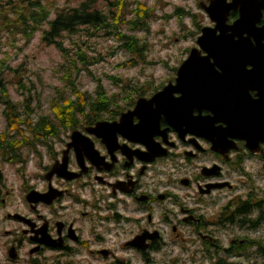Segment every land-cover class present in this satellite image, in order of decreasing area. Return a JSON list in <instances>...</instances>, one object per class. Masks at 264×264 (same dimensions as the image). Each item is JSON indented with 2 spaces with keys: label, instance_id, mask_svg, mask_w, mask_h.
Segmentation results:
<instances>
[{
  "label": "flooded vegetation",
  "instance_id": "1",
  "mask_svg": "<svg viewBox=\"0 0 264 264\" xmlns=\"http://www.w3.org/2000/svg\"><path fill=\"white\" fill-rule=\"evenodd\" d=\"M225 2L234 4L224 24L236 23L228 30L234 57L209 63L218 79L230 64L239 78L218 82L214 111L195 97L179 108L175 91L169 118L147 103L126 125L91 131L119 123L140 98L176 90L180 65L161 86L136 89L123 108L104 112L111 116L54 136L35 154L34 172L19 164L11 186L0 188V264H264V0ZM247 3L256 16L243 28ZM196 4L208 16L202 4L210 0ZM193 48L206 56L198 42ZM237 112L245 120L231 125ZM75 131L83 138L73 144Z\"/></svg>",
  "mask_w": 264,
  "mask_h": 264
},
{
  "label": "rangeland",
  "instance_id": "2",
  "mask_svg": "<svg viewBox=\"0 0 264 264\" xmlns=\"http://www.w3.org/2000/svg\"><path fill=\"white\" fill-rule=\"evenodd\" d=\"M84 0H42L44 4L62 8L78 7ZM115 2L116 0H111ZM137 0H129L125 11L128 15ZM155 7V17L151 20L150 32L135 33L147 44L142 59L135 57L137 66L119 67V64L133 60V56L121 49L120 43L108 31L99 30L93 36L81 29L77 34H64V45L76 57L78 52L96 58L90 69L82 67L76 78V85L83 92L94 95L100 80L110 98L108 110L120 109L131 99L136 89L151 90L159 87L170 77L176 76L174 69L178 68L188 56V50L197 47L198 26H209L210 20L205 12L196 4L197 0H139ZM103 4V1L99 4ZM178 8H184L196 16V23L191 17H174L165 19L164 16L173 13ZM13 13H10L12 15ZM53 17V15H52ZM123 32L132 34L128 28ZM42 31L34 35L29 45L18 33L3 32L0 38V59L6 61L9 68L2 70L3 77L8 80V86L14 102H21L28 93L20 87L19 82L32 91L33 107L37 116L50 115V101L64 87L65 70L68 67L63 55L54 45H48L42 40ZM80 47V50H78ZM92 61V59H90ZM78 64L81 62L78 60ZM17 71V73H15ZM27 97V96H26ZM25 97V98H26ZM107 110V111H108ZM4 107L0 104V133L7 127L4 117ZM111 113H101L99 117L111 116ZM40 148V147H39ZM45 151V150H43ZM35 155H31L28 163V173L34 172ZM3 172L9 186L15 179L18 166L5 164ZM10 180V182H8ZM19 180L15 181L17 185ZM17 192L13 199L18 202Z\"/></svg>",
  "mask_w": 264,
  "mask_h": 264
},
{
  "label": "trees",
  "instance_id": "3",
  "mask_svg": "<svg viewBox=\"0 0 264 264\" xmlns=\"http://www.w3.org/2000/svg\"><path fill=\"white\" fill-rule=\"evenodd\" d=\"M129 5V0H84L78 7L62 8L44 4L42 0H0V38L3 32L18 33L26 45H29L34 35L42 31L43 42L54 45L62 53L66 63L70 64L67 68L64 67L66 84L50 101V115L37 116L32 91L22 81L19 85L28 90V93H24L21 102H14L12 99L8 80L2 73L9 65L0 59V104L4 107L3 114L7 122L6 129L0 133V188L7 185L2 169L5 164L18 166L23 163L26 166L31 155L38 154L39 147H47L54 136L69 132L79 123L91 124L94 119H101L99 114L110 108L111 100L100 80L92 95L81 91L74 79L82 71V67L89 70L98 59L89 58L87 54L80 52L73 57L71 50L64 45L63 35H74L81 29H85L87 33L92 30L90 34L93 36L99 30L108 31V35L117 38L121 49L133 56V60L123 62L119 67H135V57L142 59L147 46L135 33L150 32L155 7L137 0L133 10L125 16ZM189 16L196 23V16L186 12L184 8H178L164 18L182 19ZM125 26L133 33L123 32ZM198 31H201V26H198ZM135 92L138 94L140 91Z\"/></svg>",
  "mask_w": 264,
  "mask_h": 264
},
{
  "label": "water",
  "instance_id": "4",
  "mask_svg": "<svg viewBox=\"0 0 264 264\" xmlns=\"http://www.w3.org/2000/svg\"><path fill=\"white\" fill-rule=\"evenodd\" d=\"M248 4L249 3H247L246 5L243 6V8L241 10V14H242L241 15V21L238 22V24H237L239 26H243V28L244 27L246 28L248 25L247 23H249L248 21H250V19L252 17L255 19V16H256V12H255L256 10L254 11L253 7L249 8ZM233 6H234V4H231L228 6V4H226L225 0H210L209 5L202 4V7L204 8V10L208 14V16H210L212 21H214L216 23V28L213 29V31L211 29H209L208 27H205L202 29L203 35L198 38L197 42H198V45L200 46V48H202V50H205V52L207 54L205 57H201V54H200V51L198 48H193L191 50L188 58L185 61H183V63L181 64V66L178 69L176 86H175L176 90L171 89L172 85H168L163 90H161L156 95H154V97L150 100H148L146 98H140L138 100V103H137L135 110L133 112H128V113L122 114L121 121L119 123H117V122H114V123L99 122V123H97L96 127L94 129H92L91 131L94 133L102 132V131H104V126H106V125H113V124H117V125L124 124V125H126L130 115L132 113H137V111L139 112V111H142L143 109H146L147 105H148L147 103H154L155 102L157 105H159L158 109H160L169 118L170 114H171V111H170L171 109L169 106L170 102L172 101L171 94L174 93L175 91L177 93L181 94V96L178 98V102L174 101L175 103L178 104L179 108L183 107L190 98L195 97V98H198L199 100L202 99L205 102H207L208 108L211 111H214V107H215L214 106V100L216 98L219 99L218 97L223 94V90L221 87H219L218 82L222 81L224 78H227L229 80H234V78L235 79L239 78L238 75L235 74V71L233 70V68L230 64V65H222V66L220 65L221 70L224 71L225 74L222 75L223 76L222 79L221 78L218 79L217 76H219V75H217L218 73L216 74V72L214 71L213 64L209 63V62H211L212 59L215 62L233 60L234 55L231 52V50L229 51V48H230V46L235 45V43L233 41L234 36L233 35L231 37L228 36V30H230V31L233 30L235 28L236 23L234 26H231L228 29H226L225 25H224L226 22L227 15L229 14L230 9L231 8L233 9ZM234 8H236V7H234ZM250 25H251V23H250ZM218 31L220 32L221 36L217 38L216 34ZM215 39H217V40H215ZM207 47H211V49H207ZM214 47L215 48H217V47L221 48L222 47V49L213 51ZM229 56H230V58L228 59ZM245 78H246V76H245ZM240 80H241V77H240ZM206 84L208 86H206ZM198 85L204 86L205 88L202 89L201 91H199L198 93L194 94L192 88L196 87ZM218 88H220V89H218ZM216 93L217 94L219 93V94L217 95ZM222 100L224 102H228L229 105H230V103L240 102L238 99L233 98V97L223 98ZM185 117H187V116L175 115V114L172 115L173 120L184 119ZM229 117L232 120H234V122L231 125H235L236 121L241 119V118L245 120L244 112L233 113ZM199 119H200V117H199ZM240 124L246 127L245 122H242ZM195 126L201 129V123H195ZM105 129H107V127H105ZM206 129H207V127H206ZM81 138H83V135L81 133L75 131L72 134L73 144L75 142L80 141Z\"/></svg>",
  "mask_w": 264,
  "mask_h": 264
}]
</instances>
